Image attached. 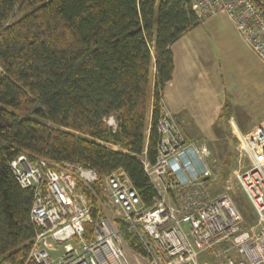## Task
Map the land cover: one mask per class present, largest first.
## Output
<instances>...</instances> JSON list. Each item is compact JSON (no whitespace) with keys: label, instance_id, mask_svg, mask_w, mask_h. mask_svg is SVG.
<instances>
[{"label":"trees","instance_id":"1","mask_svg":"<svg viewBox=\"0 0 264 264\" xmlns=\"http://www.w3.org/2000/svg\"><path fill=\"white\" fill-rule=\"evenodd\" d=\"M199 24L190 0H0V264L25 259L36 234L34 193L10 168L21 153L90 167L99 184L123 170L143 201L153 202L141 156L157 157L171 46ZM229 165L219 166V180ZM79 189L94 204L93 218L103 215L94 193ZM86 231L89 239L93 225ZM130 244L144 252L136 236Z\"/></svg>","mask_w":264,"mask_h":264},{"label":"built area","instance_id":"2","mask_svg":"<svg viewBox=\"0 0 264 264\" xmlns=\"http://www.w3.org/2000/svg\"><path fill=\"white\" fill-rule=\"evenodd\" d=\"M190 6L200 23L226 15L264 62V5L259 0H190ZM231 125L239 157L249 160L236 179L256 214L258 232L246 228L228 191L212 195L210 147L187 138L162 98L156 160L141 156L156 192L153 202L143 201L123 170L106 176L98 187L100 177L90 167L70 161L55 165L21 153L10 168L20 186L34 193L36 234L25 259L2 264H210L207 253H214L216 264H264V124L248 132ZM79 185L95 195L97 185V201L101 193L117 209L143 253L134 248L132 256L128 253L125 230L105 210L99 207L103 215L93 218L94 204ZM87 224L93 225L89 239Z\"/></svg>","mask_w":264,"mask_h":264},{"label":"rangeland","instance_id":"3","mask_svg":"<svg viewBox=\"0 0 264 264\" xmlns=\"http://www.w3.org/2000/svg\"><path fill=\"white\" fill-rule=\"evenodd\" d=\"M262 2L264 3V0ZM231 34L236 36L235 31ZM211 36L214 42V37L212 34ZM239 43L240 48L234 49L231 53H226L229 57H223L218 61L219 63L222 62L223 69L215 68L211 63L206 65L201 60L193 62V68H190L189 75L181 83L179 95L171 91L165 94V98L170 105L172 104L170 102H174V99H176L177 104L181 106L182 114L179 116L174 115L179 120L180 126L186 136H190V139L195 140V142H205L211 149L213 180L211 186H209L211 187L212 195L216 196L228 191L233 196L237 208L244 218L246 228H253L254 232H258L259 227L256 214L240 190L236 179V171H239L241 166L248 168L249 160L247 157H239L238 155L236 150L237 139L231 123L235 122L242 131H248L243 129L235 119L229 118L230 120H227L223 116L225 112L223 110L224 106H227L230 110L232 109L234 114L242 112L240 106L243 104L241 97L245 95L244 88H252L254 86L257 81L255 79L256 74L259 73L261 77L264 76V63L261 59L247 46L240 41ZM192 44L196 45L194 42ZM154 73L155 67L153 64L152 84L154 82ZM222 77L224 78V83L221 81ZM107 121L114 129L116 128L117 122L114 117L109 118ZM225 160L230 162L229 172L224 180H219L216 172ZM103 179L98 187L102 185ZM95 192L96 195H94L97 198L96 188ZM98 196L101 200L97 201V206L105 210L106 214L110 217H114L119 227L125 230L124 241L127 244L128 253L132 256L135 250L128 244L131 237L136 236L138 238L137 234L134 230L130 231L128 225L117 212V209L108 203L104 195L102 196L99 193ZM128 235L131 236L130 239L126 237ZM227 253L232 256L236 255L233 249H229ZM213 256L214 253H210L207 257L205 256V261H209Z\"/></svg>","mask_w":264,"mask_h":264},{"label":"crops","instance_id":"4","mask_svg":"<svg viewBox=\"0 0 264 264\" xmlns=\"http://www.w3.org/2000/svg\"><path fill=\"white\" fill-rule=\"evenodd\" d=\"M202 26L204 27L201 28ZM234 31L238 38L231 34ZM211 34L214 37L213 39L215 44L211 39ZM239 41L254 52L238 31L234 23L226 15H217L199 24L172 44L171 50L174 56L173 78L166 85L163 91V101L173 114L178 116L181 115L182 108H180L181 106L177 104L176 99H174V102L171 101L170 103L172 104L170 105L165 98V94L172 91L179 95L181 83H183L185 81V77L189 75L188 73L191 70L190 68H193V62L201 60L204 61L203 63L206 65L211 63V65L215 68L218 67V69H223V65L221 64L222 62L220 61L221 63H219L218 61L223 57H229L226 53H231L234 49L240 48ZM192 42L196 45H193ZM255 79L257 81L252 88H244V97H241L239 94L243 101V104L240 106L242 112L234 114L233 110L228 109L227 106H224L223 108L225 111L223 116L229 113L230 119H235L241 127L247 131L253 129L258 124L264 123V76L261 77L258 73L255 75ZM221 81L224 83L223 77L221 78ZM237 98L239 97L237 96ZM241 98L239 99L241 100ZM152 112L153 97L147 114L148 134L151 127ZM187 138L191 140L190 136H187Z\"/></svg>","mask_w":264,"mask_h":264},{"label":"flooded vegetation","instance_id":"5","mask_svg":"<svg viewBox=\"0 0 264 264\" xmlns=\"http://www.w3.org/2000/svg\"><path fill=\"white\" fill-rule=\"evenodd\" d=\"M263 5H264V3L262 2V0H259Z\"/></svg>","mask_w":264,"mask_h":264}]
</instances>
